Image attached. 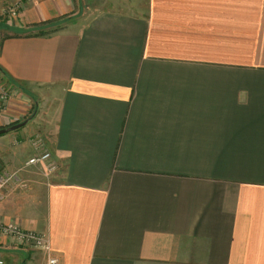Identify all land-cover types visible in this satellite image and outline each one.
Listing matches in <instances>:
<instances>
[{
    "label": "crops",
    "instance_id": "crops-1",
    "mask_svg": "<svg viewBox=\"0 0 264 264\" xmlns=\"http://www.w3.org/2000/svg\"><path fill=\"white\" fill-rule=\"evenodd\" d=\"M10 5L0 223L56 264H264V0ZM0 260L47 264L5 237Z\"/></svg>",
    "mask_w": 264,
    "mask_h": 264
},
{
    "label": "built area",
    "instance_id": "built-area-1",
    "mask_svg": "<svg viewBox=\"0 0 264 264\" xmlns=\"http://www.w3.org/2000/svg\"><path fill=\"white\" fill-rule=\"evenodd\" d=\"M10 16L14 17L17 14V9L10 10ZM18 15V14H17ZM16 89L8 81H6L0 72V115L3 114L9 106L10 101L14 97ZM27 165L45 164L47 170L52 172L56 171L57 165L52 160L51 154L47 151H41L34 156L30 157L26 161ZM3 180L0 177V191L3 186ZM0 237L11 239L13 242H17L25 247L43 250L47 256V264H56L57 259L50 253L48 242L41 232L25 231L13 224H1L0 223ZM0 264L3 262L0 260Z\"/></svg>",
    "mask_w": 264,
    "mask_h": 264
},
{
    "label": "rangeland",
    "instance_id": "rangeland-1",
    "mask_svg": "<svg viewBox=\"0 0 264 264\" xmlns=\"http://www.w3.org/2000/svg\"><path fill=\"white\" fill-rule=\"evenodd\" d=\"M13 8L17 9V14H18V6L17 5H10V6H7L6 8H4L3 13L0 15V20L3 24L5 21H13L17 17V14L14 17L10 16V14H9L10 10Z\"/></svg>",
    "mask_w": 264,
    "mask_h": 264
},
{
    "label": "water",
    "instance_id": "water-1",
    "mask_svg": "<svg viewBox=\"0 0 264 264\" xmlns=\"http://www.w3.org/2000/svg\"><path fill=\"white\" fill-rule=\"evenodd\" d=\"M25 122H21V123H17V124H14V125H11V126H8L6 128H2L0 129V135L1 134H4V133H7L9 131H13L19 127H21Z\"/></svg>",
    "mask_w": 264,
    "mask_h": 264
},
{
    "label": "trees",
    "instance_id": "trees-1",
    "mask_svg": "<svg viewBox=\"0 0 264 264\" xmlns=\"http://www.w3.org/2000/svg\"><path fill=\"white\" fill-rule=\"evenodd\" d=\"M13 125V124H12Z\"/></svg>",
    "mask_w": 264,
    "mask_h": 264
}]
</instances>
